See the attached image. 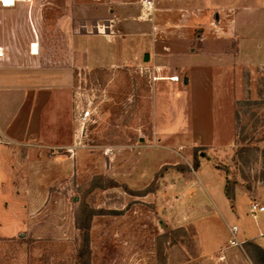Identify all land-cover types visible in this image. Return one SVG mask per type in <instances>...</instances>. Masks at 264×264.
<instances>
[{
    "label": "rangeland",
    "instance_id": "rangeland-1",
    "mask_svg": "<svg viewBox=\"0 0 264 264\" xmlns=\"http://www.w3.org/2000/svg\"><path fill=\"white\" fill-rule=\"evenodd\" d=\"M38 1L46 16L68 17V29L87 35L96 55L87 64L76 53L50 49L52 67L69 73L70 98L50 146L38 142L37 129L55 121H27L25 197L9 204L25 215L20 227L0 231V264H85L76 219L92 214L90 264H187L197 256L194 222L201 211L186 200L183 217L173 215L184 193L181 186L177 194L175 178H194L197 162L216 192L223 174L230 185L264 186V67L205 72L203 64L216 57H185L228 51L216 42L225 38L226 25L216 31L212 23L225 17L231 0H151L147 21L144 0ZM108 46L110 53L101 55ZM50 101L47 94L41 112L54 106ZM78 107L94 113L83 130L75 120Z\"/></svg>",
    "mask_w": 264,
    "mask_h": 264
},
{
    "label": "crops",
    "instance_id": "crops-1",
    "mask_svg": "<svg viewBox=\"0 0 264 264\" xmlns=\"http://www.w3.org/2000/svg\"><path fill=\"white\" fill-rule=\"evenodd\" d=\"M226 3L225 17L216 15L212 27L216 31H221V24L226 25L225 38L219 36L216 42L225 43L228 51L225 54L210 50L201 53L194 51L190 56L185 55V57H216L217 63L208 60L207 65L203 64L201 68L205 72L215 70L216 67L221 70L264 67V0H231ZM45 8L46 6L38 0H20L13 8H3L0 5L1 232L20 227L24 220L25 214H20L18 208L16 210L9 208V204L15 200L22 201L25 197L26 164L23 151L26 146L27 121L33 122L36 116L40 119L46 117V121H55L53 127L37 129L36 138L44 145L50 146L52 144L50 138L56 137L62 129L58 128L56 121L61 117L64 101L70 98L69 73L67 69L58 70L52 67L53 50L50 49L56 52L59 49L64 56L69 57H74L76 53L87 64L90 63L91 56L96 55L90 47L91 39L87 35L74 36L72 30L68 29V17L53 19L46 16ZM198 19L202 23L206 17L204 15ZM192 22L193 20L190 19L189 24ZM47 24H51L50 27H47ZM203 27L212 29L205 23ZM47 32L50 38L47 37ZM58 34L61 38V47L54 41L58 39ZM110 50H112L111 46L104 48L101 55L109 54ZM183 66L196 69V65L183 64ZM47 94L53 101H50V104L52 102L54 106H49L41 112L43 98L45 99ZM22 118L24 120H21ZM203 167V164L200 165L194 178L188 176L175 178L177 194L181 193L182 188L184 193L183 204L180 202L173 205L175 207L173 215L178 219L183 217V208L188 200L193 201L201 211L200 217L194 222L199 240L197 256L187 264H253L243 245L252 242L264 249V212L259 213L258 215H262L259 217L251 214L253 202L264 206V186L249 190L241 183L236 184L235 197L231 202L225 194L226 175L223 174L222 189L216 192L213 183L201 178ZM71 168L69 166V171L65 170L66 173L70 174ZM212 169L215 168L212 166ZM173 193L163 194L162 199H168L170 195H174ZM208 220H211L210 227L198 229L201 221ZM234 227L238 228L236 240L241 244L240 247L232 246L230 243L233 239ZM201 236H206L207 239ZM167 262L170 263V260Z\"/></svg>",
    "mask_w": 264,
    "mask_h": 264
},
{
    "label": "trees",
    "instance_id": "trees-1",
    "mask_svg": "<svg viewBox=\"0 0 264 264\" xmlns=\"http://www.w3.org/2000/svg\"><path fill=\"white\" fill-rule=\"evenodd\" d=\"M199 167L200 165L197 162H195V165H194L195 170H198ZM235 186H236V183H233L232 185H230V181L227 178L225 194L231 202L234 200V197H235ZM149 193H150V190H147L145 192L139 193V195L146 196ZM94 216H95L94 214L90 216H86V219H81L79 216H77V219H76L78 229L83 232L82 250L79 251V258L83 259V261H85V264H90L87 258L89 259V255H90V230H91V222ZM246 248H250L253 251V254L251 253L249 254ZM243 249L253 264H264V249L262 247L252 242H246L243 245Z\"/></svg>",
    "mask_w": 264,
    "mask_h": 264
},
{
    "label": "built area",
    "instance_id": "built-area-1",
    "mask_svg": "<svg viewBox=\"0 0 264 264\" xmlns=\"http://www.w3.org/2000/svg\"><path fill=\"white\" fill-rule=\"evenodd\" d=\"M20 0H0V5L3 8H13ZM154 10V2L151 0H144L142 2V16L143 19H148ZM176 80H172L174 82H178L179 78H173ZM94 113L90 108L78 107L75 113V120L80 125L81 130H83L93 119ZM264 212V206H261L258 202H253L251 205V214L253 216H257L259 213ZM238 232V228H233V239L231 240L232 246H241V244L236 240V234Z\"/></svg>",
    "mask_w": 264,
    "mask_h": 264
},
{
    "label": "water",
    "instance_id": "water-1",
    "mask_svg": "<svg viewBox=\"0 0 264 264\" xmlns=\"http://www.w3.org/2000/svg\"><path fill=\"white\" fill-rule=\"evenodd\" d=\"M150 59H151L150 54H149V53H146L145 56H144V59H143L144 62H149ZM185 83H186V84L188 83V80H187V79L185 80Z\"/></svg>",
    "mask_w": 264,
    "mask_h": 264
}]
</instances>
